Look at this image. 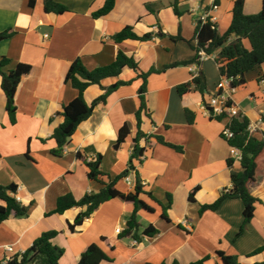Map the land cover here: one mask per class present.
Wrapping results in <instances>:
<instances>
[{
    "label": "crops",
    "instance_id": "obj_1",
    "mask_svg": "<svg viewBox=\"0 0 264 264\" xmlns=\"http://www.w3.org/2000/svg\"><path fill=\"white\" fill-rule=\"evenodd\" d=\"M64 4V13H49L44 0H0V33L13 30L12 37L0 40V60L9 58L6 70L20 62L32 70L20 83L16 93L17 121L11 123L6 111V96L0 75V184L16 183L17 198L29 205L25 217H10L0 223V261L21 254L31 247L43 232L59 233L52 242L65 250L60 264H78L82 252L91 244H99L109 256L100 264H189L209 256L206 264H224L217 251L237 255L242 264L264 262V250L252 254L264 245V152L258 159L257 180L251 192L259 201L246 231L237 236L244 220V204L239 198L226 199L216 211L199 213L201 204L214 202L223 190L231 188V172L241 171L242 165L231 155V145L222 136L230 118L218 119L210 114L207 102L217 92L222 76L215 57L220 49L201 64L196 56V27L199 18L212 10L218 17V32L224 34L232 21L236 0H116L106 15L94 17L106 0H54ZM264 0H244L246 14H256ZM132 26L149 40L126 39L116 42L113 36ZM180 35L174 41L171 36ZM234 37H231V40ZM119 51L133 57L140 71L157 70L147 78L146 99L150 118L144 117L142 130L152 134L143 139L142 161L135 160L130 184L125 177L116 187L123 193L134 188L135 173L151 192L168 208L169 220L162 216L163 207L146 194L141 197L154 212L139 209L140 238L122 237L127 220L135 205L120 197L103 203L89 218L69 227L84 207H72L64 213H51L60 196L72 193L77 200L86 193L98 192L102 185L91 180L88 167L77 157L80 152L89 160L102 154V170L111 178L125 171L130 163L133 140L137 135L136 113L141 100L139 89L144 80L139 72L126 67L118 77L103 80L110 86L126 81L96 107L71 137L61 155L51 137L63 121V105L78 96V90L65 82L68 68L81 58L88 69L108 65ZM200 72L206 77L207 88L201 92L195 85L184 99L178 86L192 81ZM246 83L231 95L237 117H247L250 132L257 138L264 131V63L247 72ZM103 93L91 85L85 98L92 102ZM192 112L188 120L185 110ZM129 122L131 133L118 149L114 144L120 128ZM163 136L181 151L159 142ZM229 159H233L229 165ZM109 177L106 180L110 179ZM198 188L195 201L191 191ZM171 203V204H170ZM153 224L158 233L144 236L143 230ZM122 232L117 233L116 229ZM137 240V244H134ZM7 247H13L9 251Z\"/></svg>",
    "mask_w": 264,
    "mask_h": 264
},
{
    "label": "trees",
    "instance_id": "obj_2",
    "mask_svg": "<svg viewBox=\"0 0 264 264\" xmlns=\"http://www.w3.org/2000/svg\"><path fill=\"white\" fill-rule=\"evenodd\" d=\"M34 3V0H31ZM116 0H106L105 4L93 13V16L98 18L108 14L115 6ZM176 13L178 10V3L175 0L173 5ZM44 9L49 13L61 14L68 10V8L61 3L54 0H44ZM13 30H6L0 33V40L10 38L14 35ZM231 37L234 39L231 40ZM152 38L151 34L138 35L132 26L125 27L122 31L113 36L116 42H122L126 39L135 40H149ZM174 41L181 38L180 35L171 36ZM197 44L193 46L196 51V56L192 61L176 62L172 66L180 64L197 63L199 61V52L204 50L208 55H212L215 51L220 49V52L215 57L219 66L221 76L233 78L232 86H242L246 83V73L264 63V4L260 12L256 14H246L244 10V0H236L233 6V17L228 30L224 34L218 32L217 24L211 22H202L198 20L196 27ZM9 58L3 56L0 60V75L2 77V89L6 96V111L11 123L17 121V104L16 93L21 81L30 74L32 66L28 63L20 62L14 69L6 70L5 67L9 64ZM129 67L139 72V76L143 78L144 83L139 89L140 108L136 113L137 119V135L133 140V150L128 168L121 174L110 178L101 168L103 156L98 154L95 158L88 159L80 152L77 157L83 161L88 167V176L91 180L97 181L102 185L98 192L86 193L85 196L77 200L72 193H66L60 196L57 200L56 208L51 213L62 214L72 207H84L75 221L70 223L69 227L75 231L76 227L81 225L86 218H89L103 203L106 201L120 197L126 202H131L135 205L134 212L127 220V227L121 233L122 237L140 238L141 223L139 220V209H145L154 212V208L150 206L142 197V194L148 195L149 198L157 201L163 207L162 216L169 220L168 208L158 200L151 192L145 190V185L138 172L135 174V184L132 191L129 193L121 192L116 184L119 179L128 176L132 170H135L134 161H142L145 155V147L141 145L143 139H149L152 134H147L142 130V123L144 117L150 118L149 108L146 99L147 78L157 70L151 69L148 72H142L139 69L137 61L128 56L123 51H119L116 60L108 65L99 66L94 69H88L81 58L73 61L67 70L65 82L70 83L78 90V96L71 100L68 104L63 105L60 112L64 117V121L55 128L52 138L56 141L57 147L52 150L54 155H61L69 143L71 137L76 132L78 126L88 119L94 109L98 106L102 107L108 96L124 85L126 81L119 80L110 86H104L103 80L110 77H118L124 68ZM91 85H98L103 93L93 100L88 102L85 98V92ZM195 85L201 92H205L207 82L205 75L200 72L192 81L180 84L178 92L182 99L192 90ZM231 104V102H229ZM208 106V105H207ZM209 109V108H208ZM188 120L193 121L192 112L188 107H185ZM229 117L227 127L233 132V136L226 139L233 147H237L242 151V158L240 160L241 171L231 172V188L223 190L220 196L212 203L201 204L199 213L203 214L207 210L216 211L220 205L229 198H239L244 204V220L237 233V236L242 235L251 220L254 217L256 210V203L259 199L251 192V186L257 180L258 159L264 152V131L263 137L257 138L250 132V121L247 117L229 116L228 113L216 116L218 119ZM131 133V125L126 122L118 132V139L114 144V149H118L126 138ZM156 139L178 151L181 147L167 142L163 136H156ZM233 159H229V165H232ZM109 177L110 179L106 180ZM198 188L191 191L189 195L190 201H195V193ZM18 186L16 183L10 185L0 184V223L9 219L10 217H25L28 215L30 209L29 205L23 204L17 199L16 193ZM171 204V203H170ZM158 228L153 224H149L144 230L143 235L152 237L158 233ZM59 232L56 230H48L43 232L22 254H15L6 261H0V264H60V259L64 255L65 250L52 242V239ZM264 250V245L256 249L252 254L260 253ZM218 256L224 264H242L237 255H230L224 251H217ZM109 256L103 248L93 243L89 245L81 254L78 264H100L104 260H108ZM209 256L193 261L189 264H206ZM165 264V263H163ZM173 264H181L174 261ZM253 264H264V262H256Z\"/></svg>",
    "mask_w": 264,
    "mask_h": 264
},
{
    "label": "built area",
    "instance_id": "obj_3",
    "mask_svg": "<svg viewBox=\"0 0 264 264\" xmlns=\"http://www.w3.org/2000/svg\"><path fill=\"white\" fill-rule=\"evenodd\" d=\"M219 8L218 4H214L212 7V10L209 12H206L203 14L199 20L202 22H211L212 24H217L218 17L212 13V11H216ZM209 55L202 49L199 52V61L204 60ZM197 64V63H196ZM233 81V78H229L226 76H223L219 83L217 84V92L213 94L208 102L207 105L209 107L210 114L214 117L222 115L224 113H228L229 116H236L237 109L234 103L232 102L231 95L236 92L237 87L232 86L231 83ZM231 102V104H229ZM250 129V127H249ZM222 135L229 139L233 136V132L230 130L229 127H225L222 131ZM231 155L235 160H241L242 158V151L237 147H231ZM126 181L130 184H133L134 181L130 174L125 177ZM17 197V196H16ZM18 199V198H17ZM19 200V199H18ZM117 233H121V228L116 229ZM137 240H134V244H137ZM9 251H13V247H7ZM22 254V253H21Z\"/></svg>",
    "mask_w": 264,
    "mask_h": 264
}]
</instances>
